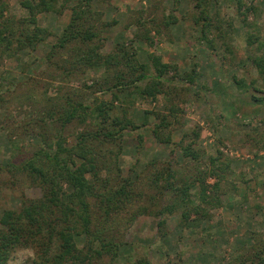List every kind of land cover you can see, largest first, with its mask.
Masks as SVG:
<instances>
[{
	"label": "trees",
	"instance_id": "1",
	"mask_svg": "<svg viewBox=\"0 0 264 264\" xmlns=\"http://www.w3.org/2000/svg\"><path fill=\"white\" fill-rule=\"evenodd\" d=\"M97 1L17 0L26 14L16 16L9 13L10 0H0V65L4 56L18 60L20 52L31 54L39 44L47 42L51 31L38 24L39 13L53 12L60 16L69 9L68 21L49 43L43 59L47 67H56L58 72L53 76L59 81L91 70L100 71L90 83L83 82L82 89H71L62 96V101L55 97L51 107L28 111L19 122L7 117L4 123L2 113L6 110L0 109V129L7 130L12 146H18V135L13 131L16 127H31L37 136L36 147L18 162L9 161L5 167L40 191L30 197L21 190L19 205L2 210L0 264H7L18 247L32 252L21 264H99L104 258H107L106 264H112L120 246L126 244L120 234V227L126 222L131 223L140 214H149L155 218L157 232L163 237L167 231L166 216L175 214L179 207L182 209L176 214L182 227H186L189 218L208 219L207 204L220 203L219 182L232 173L231 161L220 151L207 155V163H202L203 153L194 147L195 139L188 141L185 131L178 141H173L170 126L178 121L174 116L178 108L170 101L180 88H191L198 83L197 69L193 66L181 72L175 63L166 62L152 52L141 60L133 40L115 39L112 48L103 52V40L118 21L104 20ZM217 1L194 3L198 11L194 22H201L200 37L212 48L222 37V31L207 10L211 2ZM231 1L236 2L238 10L246 7L243 0ZM162 16L159 29L172 22L164 13ZM144 22L137 17L123 29L136 25L137 30L145 31ZM212 27L216 33L209 37ZM252 40L248 36V42ZM258 49L259 53L251 61L264 74V39L260 40ZM20 67L23 69L24 64ZM237 83L240 88L248 87L240 80ZM2 87L0 84L1 106L5 104ZM105 95L109 97L104 98ZM158 95L166 100L168 112L143 110L141 125H148L152 115L153 138L159 143L175 145L182 161L194 162L197 170L183 177L177 175L173 162L164 160L159 167L156 163L159 159H153L145 165L152 168L148 182L151 193L145 195L135 187L138 182L136 176H131L133 168L124 173L119 155L124 135L138 127L133 114L135 100H156ZM252 97L254 101L264 98ZM169 114L173 116L172 121L168 119ZM193 133L199 136L198 131ZM70 136L72 140L67 141ZM138 136L142 138L140 133ZM208 176L215 179L211 185L206 183ZM165 193L169 200L159 205ZM123 213L128 216L122 217ZM132 256L127 257L128 264H148L146 257ZM244 262L264 264V243H259L258 248L252 244Z\"/></svg>",
	"mask_w": 264,
	"mask_h": 264
},
{
	"label": "rangeland",
	"instance_id": "2",
	"mask_svg": "<svg viewBox=\"0 0 264 264\" xmlns=\"http://www.w3.org/2000/svg\"><path fill=\"white\" fill-rule=\"evenodd\" d=\"M195 1H97L103 10L104 20L118 21L110 27L103 40V52L112 48L115 39L133 40L141 60L152 52L161 55L166 62L175 63L181 72L193 66L197 69L200 73L198 83L191 88H180L178 95L170 101L178 108L174 114L178 121L170 126L173 141H178L185 131L188 141L195 139L194 147L203 153L202 163H207V155L220 151L231 161L232 169V173L219 182L220 203L207 204L208 219L189 218L186 227H182L176 214L182 209L179 207L175 214L166 216L167 231L161 237L155 218L140 214L131 223L126 222L120 227L126 244L120 246L112 264H128L130 254L132 258L146 257L148 264H249L244 259L251 253L252 244L258 248L259 243H264V98L254 101L252 97H264V74L251 61L259 53L260 40L264 39V0H243L246 7L240 10L235 1L211 2L207 12L222 31V37L213 48L200 37L201 22H194L198 13L194 9ZM9 13L16 16L26 14L17 0H10ZM163 13L172 22L159 29ZM69 15V9L60 16L53 12L39 13L38 24L51 31L47 42L39 44L31 54L20 52L18 60L3 57L0 65V84L3 85L5 99L0 109L4 107L6 110L2 113L3 122L7 117L19 122L28 111L53 106L55 97L62 101L65 93L71 89H82L83 82L90 83V79L100 73L91 70L88 74H76L69 80L59 81L53 76L58 72L56 67L53 65L56 70L53 66L47 67L43 58L49 43L61 31ZM137 17L145 20L146 30L140 31L136 25H130L125 31V24ZM210 31L209 37L216 33L213 27ZM248 36L253 39L251 43ZM21 64H24L23 69ZM238 80L248 87L240 88ZM164 100L162 95H158L156 100L137 98L133 114L138 127L127 132L122 139L119 165L124 173L133 168L131 176H136L138 182L135 187L145 195L151 193L148 182L152 169L145 165L153 159H159L156 161L159 167L164 160L173 162L179 176L185 177L197 170L194 162L182 161L175 145L159 143L153 138L152 115L148 118V125H141L143 110L168 112ZM168 119L172 121L173 116L169 114ZM13 131L18 135L17 147L9 142L7 130L0 129V214L4 208L19 205L21 190L30 197L40 193L38 188L23 182L20 174L6 170V163L18 162L37 146V136L31 127L21 125ZM193 131H198L199 136L195 137ZM71 140V136L67 138V141ZM214 181L212 176L206 178L209 185ZM168 200L169 195L165 193L159 205ZM128 214L123 213L122 217ZM31 253L29 248L18 247L7 264H21ZM106 263L107 258L99 262Z\"/></svg>",
	"mask_w": 264,
	"mask_h": 264
}]
</instances>
